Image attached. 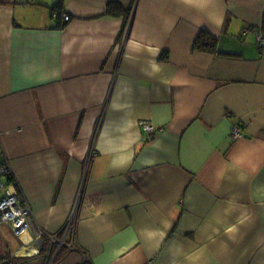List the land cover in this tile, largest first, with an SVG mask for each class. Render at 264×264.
Here are the masks:
<instances>
[{
    "label": "crops",
    "instance_id": "crops-1",
    "mask_svg": "<svg viewBox=\"0 0 264 264\" xmlns=\"http://www.w3.org/2000/svg\"><path fill=\"white\" fill-rule=\"evenodd\" d=\"M257 30L264 0H0L3 178L43 233L0 221V264H264Z\"/></svg>",
    "mask_w": 264,
    "mask_h": 264
},
{
    "label": "built area",
    "instance_id": "built-area-1",
    "mask_svg": "<svg viewBox=\"0 0 264 264\" xmlns=\"http://www.w3.org/2000/svg\"><path fill=\"white\" fill-rule=\"evenodd\" d=\"M56 11L53 12V15H56ZM61 18L64 20H68L69 17L67 14L63 13L61 15ZM255 42L258 45L264 46V35L259 31H255ZM145 129L147 131H152L153 124H146ZM242 136V132L240 131L239 126H233L230 129V137L232 139H238ZM89 162L85 163V167L87 168ZM8 171L7 166L0 162V221L4 222L7 226H9L12 230V232L17 236L21 237L24 232L29 231L34 233L33 234V240L36 242L41 243V236L42 232L38 228H34V225H32V213L29 204L25 201L23 197H20L17 192L10 187L6 186V182L4 181V174ZM86 201V198H84ZM80 206V204H79ZM83 206V205H82ZM82 206H80L82 208ZM85 208V207H84ZM81 209L80 212L78 207V203L73 209L72 217L70 219V224L66 228V233L68 234V229L70 226L73 225V218L77 212L79 213L78 217H81L86 214H91V211H88V209ZM87 210V211H86ZM65 233V234H66ZM53 242H56L57 246L60 247L63 245V240H58L55 237L50 236ZM30 240H27L26 242H29ZM70 249H73L72 245H68ZM147 264H151V262H148Z\"/></svg>",
    "mask_w": 264,
    "mask_h": 264
},
{
    "label": "trees",
    "instance_id": "trees-1",
    "mask_svg": "<svg viewBox=\"0 0 264 264\" xmlns=\"http://www.w3.org/2000/svg\"><path fill=\"white\" fill-rule=\"evenodd\" d=\"M113 9H112V11H113ZM123 15H124V17H123V28H124V26L127 23L130 15H128V11L124 12ZM214 43H215V39L212 38L211 35L201 33L194 43V48H199V49H203V50L210 52L211 50H214V48H215ZM6 178H7V182L12 179L11 175H6Z\"/></svg>",
    "mask_w": 264,
    "mask_h": 264
},
{
    "label": "bare ground",
    "instance_id": "bare-ground-1",
    "mask_svg": "<svg viewBox=\"0 0 264 264\" xmlns=\"http://www.w3.org/2000/svg\"><path fill=\"white\" fill-rule=\"evenodd\" d=\"M87 209V208H86Z\"/></svg>",
    "mask_w": 264,
    "mask_h": 264
}]
</instances>
